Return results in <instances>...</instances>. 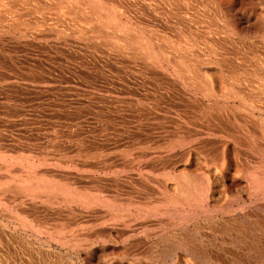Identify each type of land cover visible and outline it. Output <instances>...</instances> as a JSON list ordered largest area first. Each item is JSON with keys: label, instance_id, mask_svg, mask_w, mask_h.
Wrapping results in <instances>:
<instances>
[{"label": "rangeland", "instance_id": "374dc122", "mask_svg": "<svg viewBox=\"0 0 264 264\" xmlns=\"http://www.w3.org/2000/svg\"><path fill=\"white\" fill-rule=\"evenodd\" d=\"M253 1L0 0V264L205 263L168 251L159 194L174 196L175 179H201L207 170L177 142L195 126L187 104L264 81V43L239 20L264 10V0ZM231 151L230 178L249 179L245 155ZM28 166L37 168L32 181ZM45 183L60 187L56 195ZM61 190L101 202L74 196L70 207ZM262 201L239 210L234 225L253 229L246 242L264 251ZM227 263L264 264V253Z\"/></svg>", "mask_w": 264, "mask_h": 264}, {"label": "bare ground", "instance_id": "6f19581e", "mask_svg": "<svg viewBox=\"0 0 264 264\" xmlns=\"http://www.w3.org/2000/svg\"><path fill=\"white\" fill-rule=\"evenodd\" d=\"M227 2H228V0H227ZM252 2H254V1L252 0ZM261 4H262V1L260 0V5ZM261 7H260L261 11L255 13L254 20L251 19L249 16V14L252 13L251 10H250L251 11L250 13L248 12L249 14H246V12L244 13V11H243L241 19H239V20L244 21V23L248 26L247 31H246V35L251 34L252 37L257 36V38L261 39V41L264 43V10H263V8L261 9ZM253 8H255V7H253ZM256 8H257V6H256ZM230 20L231 21H229L227 23L229 30L232 32V35H237L240 37L242 32L238 29V23L239 22L236 20H233V19H230ZM219 33H221V32H219ZM241 37H243V36H241ZM252 37H250V39L248 38L249 41L251 40ZM223 38H224V36H223ZM243 38L245 40V36ZM242 39L240 42H242ZM225 40H228V38ZM245 41H247V39ZM255 41L258 42L257 39ZM262 42H260V43H262ZM252 43H253V41H252ZM256 45H258V44H256ZM262 45L264 46V44H262ZM262 45H261V49L263 47ZM244 46L249 48L247 46V43H245ZM258 46H255L256 47L255 50H257ZM251 47L253 48V46H251ZM225 50H226V48H225ZM247 50H245V51H247ZM252 50H254V49H252ZM226 51H224V52H226ZM228 52H231V50H229ZM245 53H247V52H245ZM256 55L258 56V54H256ZM245 56H246V54H245ZM246 57H248V59H249V55H247ZM258 58H262V57L259 56ZM250 60H251V57H250ZM259 60L261 61V59H259ZM262 62H263V60H262ZM245 63H247V62H245ZM263 64H264V62H263ZM250 66L252 67V64H250L247 67H250ZM261 67H263V66L261 65ZM248 69H246V70H248ZM248 75H250V74H248ZM248 75H244V77L248 78ZM251 76H253V75H250L249 77L251 78ZM252 78L250 80H252ZM249 79H248V81H249ZM263 80H264V78H263ZM236 81H238V79ZM253 81H254V79H253ZM255 81L249 82L250 84H248V82L245 81L246 84L249 85L246 88L244 86L245 82L243 83L241 80L240 83H242V85L244 84L243 86L246 88V91L244 88H243L244 91H242L240 89L241 87L238 84H236V86L234 88L232 87L231 93H233V94L232 95L228 94L229 93L228 92L227 94L231 95V96L229 97L227 95L228 98L226 97L225 99L213 97L214 95H210L209 94L210 91H208L207 93L210 96H212V97L209 96L212 99H210L207 96L208 99H206V100H204V98L201 100L195 99L194 101L192 100L188 104L186 103L191 108V110H189V112H187V113L193 114L194 119L191 117L190 118L192 119L193 125H195V126H191L193 128L191 130L188 129L189 130L188 132L185 131L186 132V133H184L185 135L182 134L183 136L180 139H178L177 142L179 143V145H181L179 147L185 148V149H187V151H189L188 152L189 156L192 154V152H195L196 157H194V158H196V161L199 160L200 162H202L201 168L204 166L205 167L204 169H207L206 172L207 171L208 172L207 173L204 172L201 179H198L197 177H195V178L189 177V179L187 178V180L182 181V179L179 180V179L174 178L175 179V181H174L175 182L174 183L175 184V193H174L175 195L172 194L174 196H169V194L166 190L161 191L160 188H156L154 186L156 188V189L154 188L155 190L160 189V191L163 193V195L161 196V194H159L160 191L157 190L160 197H163L165 195L162 198V199H164L163 209L161 208L162 207L161 204L163 202H160L161 204L159 203L160 204L159 208L157 207L158 209L161 208L163 210V214H165V216H163V217L167 218V220L165 221V225L167 226L169 231L172 228L174 229V227L175 228L177 227V230H176L177 233L176 234L174 233L175 231L173 233L172 232L167 233L168 232V229H167L166 234L165 235L163 234L162 238L167 244L168 251L172 255L177 256L178 258L183 259V257H185V258L193 259L195 261L196 260L202 261V262H205L208 264H222L223 262H229L232 260L241 259L245 256H248V257L262 256V254L264 253V251H261L256 246H254V247L248 246V244L246 242L247 240L245 239V236H247L251 232H254L253 229L244 228L241 226L237 227L234 225L235 222L241 221L242 213L239 210H245V208L248 206L250 207V205H255L256 207H258V206L261 207V205H263V204H260V202L262 200H264V81H261V82H255ZM207 84H206V86H207ZM209 86L207 87L208 90H209V88H211L212 85L210 87ZM213 86H214V84H213ZM202 87H203L202 85L200 87H198V90L201 89ZM205 87L203 89H201L202 91L204 90V93H206ZM229 88L231 91V87H229ZM212 91H214V93L216 92L214 90V88ZM241 92L242 93L244 92V94L241 95ZM207 93H206V95H208ZM214 93H211V94H214ZM215 95H216V93H215ZM216 96H218V95H216ZM218 97H220V96H218ZM170 104H171V102H170ZM172 104L174 106V103H172ZM175 105H177V104H175ZM178 113H180V112H178ZM152 116H153V114H152ZM179 116H183V115L179 114ZM186 117H187V114H186ZM190 118H186L187 121H189ZM186 119H185V121H186ZM190 124L192 125V123H190ZM190 124L189 125L187 124L188 128H190L189 127ZM185 149H184V151L186 152ZM184 151H183V153H184ZM229 151H231V154H232V152H234L233 155H236L238 157L241 154L245 155L243 164L246 165L247 169H250V171H249L250 177L247 176V177H249V179H247V180L237 179L236 180L237 175L235 176V174H236L235 172H237L238 170L234 171L235 169L232 170L235 173V174L233 173L235 176V179L230 178V175L232 173L231 172V165L232 164H230L229 161H227V155H228ZM187 155H186V157H187ZM152 156H154V155L152 154ZM252 158H256L257 161L254 162V160ZM189 160L190 159L187 158V160L185 162L189 163L188 162ZM228 160H229V158H228ZM241 161H243V160H241ZM190 164H191V162H190ZM190 164H188V165L191 166ZM26 169L27 168L25 167V172H26L25 175L28 178V179L26 178L27 179L26 181H28L29 179H30L29 181L34 180L36 178V175H37V173L35 171L37 169L36 166H34V167L31 166L30 168L28 166V169L27 170ZM236 169H237V167H236ZM239 169L241 170V168H239ZM21 171L23 172L24 169H21ZM203 171H205V170H203ZM22 175H23V173H22ZM24 180H25V178H24ZM153 182L157 183V181H153ZM38 183H40V182H38ZM48 183H49V180H48ZM48 183L44 184L45 187L47 185H51L52 194L57 193L55 191L53 192V190L56 187L55 190L57 191L58 190L57 188L60 189V187H57L56 185L54 186V185L48 184ZM40 185L41 184H38L36 186L38 187ZM44 185H43V188H44ZM13 186L14 185H12L11 187H13ZM36 186H35V188H37ZM41 186H40V189L42 188ZM15 187H16V185H15ZM18 187H20V185ZM29 187L31 188V186H29ZM47 188H48V186L44 189H45V191H47L50 194L51 189L48 191ZM8 190H10V188ZM13 190H15V188L12 189V191ZM62 190H63V188H62ZM62 190H61V192L64 193ZM45 191L43 190V192H42L43 194H40V195L37 194V195L39 197H41V196L43 197L46 194ZM64 191H66V190H64ZM157 191L153 190V192H156V193H157ZM10 192L11 191H9V193ZM16 192H17V190H16ZM74 192H75V194L79 193L78 191H77L78 193L76 191H73L72 194L68 192V194L64 193L65 195H62V193H60L58 191V193L61 194L64 202H65V199L67 200L65 203H69V206L71 205L70 203L73 202L72 200H75L74 196H76L77 202L84 199V197H85V195H84V197L83 198L81 197V199L79 200L78 199L79 196H77L75 194L73 195ZM151 193H152V191H151ZM164 193H166V194H164ZM232 193H235V195L237 197H234V196L232 197V195H231ZM54 194H53V196H54ZM16 195H19V192ZM47 195H45V196H47ZM154 195L155 194H153L152 196L154 199H156L157 197ZM221 195L223 197H225V200L222 199L223 202L220 200ZM10 196H12V194ZM63 196L66 198L64 199ZM228 196H230V197H228ZM51 197L52 196H50V198ZM54 198L56 199V197H54ZM54 198L51 199V201L54 200V202H55L56 200ZM57 198H58V196H57ZM91 198L87 199L85 197V202L86 201H89V202L92 201L91 203L88 202L89 204L86 202V204H88V205L92 204L93 205V204L99 203V201H100V200H98L99 199L98 196H97L98 199L96 197H93L92 199ZM59 199L61 200V198H59ZM59 199H57V200H59ZM96 199L98 202L94 203L93 201H96ZM154 199H152V200L154 201ZM162 199H161V201H162ZM49 200H47V201H49ZM60 200L58 202H60ZM69 201H71V202H69ZM156 201L157 200H155L154 203H157ZM219 201L222 202V205L220 204V207H218ZM106 203L104 202V204H106ZM155 209H156V207L154 208V210ZM158 209H156V210H158ZM161 209H160V212H161ZM113 213L114 212H112V215H115ZM160 214H162V212ZM151 215H152V212H151ZM155 217H156V215L154 216L153 219H155ZM166 218H164V219H166ZM153 223L155 224L156 222H153ZM157 224L159 225L161 223H157ZM191 225L194 226V228L191 230H193L195 233L192 232V234H189V232H187V233L185 232L186 233L185 234L184 231L189 229ZM57 227L58 226H56V228ZM58 229H57V231L59 232L60 229L59 230ZM163 230H165V228ZM61 233H62V230H61ZM157 233L159 234V237H160V233L159 232H157ZM157 233H156V236H157ZM163 233H165V232H163ZM59 234L60 233H58V235ZM260 235H262V234H260ZM90 236H92V235H90ZM63 237H64V234H63ZM249 237H251V236H249ZM263 239H264V237H263ZM252 240H254V239L252 238ZM261 242L263 244V241H261ZM197 243L201 244V245H205L206 248L205 249L197 248L196 247ZM255 243H256V241H255ZM258 243L259 242H257V244ZM249 244L251 245L250 242H249ZM262 244H261V246H262ZM261 246H259V247H261ZM178 252L179 253L181 252V254L178 255L177 254ZM189 264H191V263H189Z\"/></svg>", "mask_w": 264, "mask_h": 264}]
</instances>
